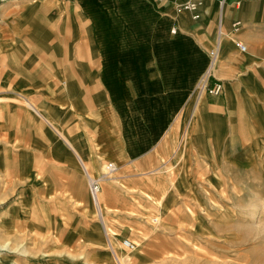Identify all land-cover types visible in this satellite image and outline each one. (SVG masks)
I'll list each match as a JSON object with an SVG mask.
<instances>
[{
	"label": "crops",
	"instance_id": "obj_1",
	"mask_svg": "<svg viewBox=\"0 0 264 264\" xmlns=\"http://www.w3.org/2000/svg\"><path fill=\"white\" fill-rule=\"evenodd\" d=\"M188 1L0 0V205L74 187L91 205L85 172L112 164L89 238L137 258L122 240L140 251L196 187L264 182V0H196L197 19ZM215 47L222 92L196 103Z\"/></svg>",
	"mask_w": 264,
	"mask_h": 264
},
{
	"label": "rangeland",
	"instance_id": "obj_2",
	"mask_svg": "<svg viewBox=\"0 0 264 264\" xmlns=\"http://www.w3.org/2000/svg\"><path fill=\"white\" fill-rule=\"evenodd\" d=\"M5 179L0 175V183ZM195 189L196 199L185 194L171 214L174 226L161 220L133 258L118 251L104 231L95 238L100 243L92 242L99 231L90 230L100 220L75 187L72 195L53 193L51 203L43 196L33 201L21 188L0 205V264H118L115 256L121 264H264V182L238 192L228 188L222 202L203 187ZM97 252L99 259H93Z\"/></svg>",
	"mask_w": 264,
	"mask_h": 264
},
{
	"label": "built area",
	"instance_id": "obj_3",
	"mask_svg": "<svg viewBox=\"0 0 264 264\" xmlns=\"http://www.w3.org/2000/svg\"><path fill=\"white\" fill-rule=\"evenodd\" d=\"M158 4L164 3L166 0H153ZM199 7V2L196 0L188 1L184 4H180L177 7L178 11H188L192 13L193 18L197 19L199 16L197 14V10ZM240 22L236 21L232 25L233 32H236L240 28ZM171 33H175V29L171 30ZM221 33V32H219ZM220 35V34H219ZM237 47L241 51H245V46L241 43H237ZM217 61V48L215 47L209 52V64L206 70L202 73L200 78L198 79L193 94L196 99V103H198L202 97L206 95L210 96H218L222 92V84L221 81L217 80L213 76V70ZM116 168L112 164H107L104 167V171L99 177H92L88 173L85 172L88 194L90 198V202L96 211L97 216L101 219V206H100V189L101 182L104 180H109L111 175L115 172ZM122 246L129 251L135 250V245L131 244L128 240H122Z\"/></svg>",
	"mask_w": 264,
	"mask_h": 264
},
{
	"label": "bare ground",
	"instance_id": "obj_4",
	"mask_svg": "<svg viewBox=\"0 0 264 264\" xmlns=\"http://www.w3.org/2000/svg\"><path fill=\"white\" fill-rule=\"evenodd\" d=\"M111 178V177H110ZM100 222H101V220H100ZM102 223V222H101ZM136 250V249H135ZM118 261V264H121V262L119 261V259L117 260Z\"/></svg>",
	"mask_w": 264,
	"mask_h": 264
}]
</instances>
